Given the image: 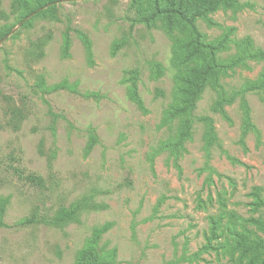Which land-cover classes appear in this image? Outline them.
Here are the masks:
<instances>
[{"label":"rangeland","instance_id":"374dc122","mask_svg":"<svg viewBox=\"0 0 264 264\" xmlns=\"http://www.w3.org/2000/svg\"><path fill=\"white\" fill-rule=\"evenodd\" d=\"M228 1L195 28L235 65L175 149V86L202 60L174 58L182 25L140 22L167 0L65 2L0 43V264H75L96 230L113 264H264V0ZM0 11L17 28L10 0ZM83 196L100 208L42 222Z\"/></svg>","mask_w":264,"mask_h":264},{"label":"trees","instance_id":"16d2710c","mask_svg":"<svg viewBox=\"0 0 264 264\" xmlns=\"http://www.w3.org/2000/svg\"><path fill=\"white\" fill-rule=\"evenodd\" d=\"M60 0H10L11 15H19V23L26 17L41 9L42 7L55 3ZM231 3L228 0H167L163 9L155 8L150 13H145L141 16L140 22L147 26L153 24L156 20L166 16V28H168L169 36H172L173 24L182 25L187 30L188 41L182 45L177 38L174 39L176 48H173V56L181 63H188L195 59H201L202 64L189 70L187 78L180 79L175 88L174 103L169 110V118H180V133L175 143H169L166 148H179L183 142L189 138L193 114L196 103L203 93L206 85L213 81L215 82L218 75L225 70L232 68L235 62L229 64H220L216 60V53L222 48V43L216 45H206L201 41V36L195 28L197 19L205 18L208 14L215 12L219 7H229ZM55 5L50 6L45 12L55 10ZM6 18V15L0 11V19ZM26 23V22H25ZM29 21L25 24L27 25ZM24 24V23H23ZM12 27L2 28L0 31V40L4 38ZM86 51L90 54V46L88 40L83 38ZM69 48V37H64V52ZM181 51L178 53V51ZM132 98L141 107V102L138 99L135 91H132ZM220 108V105H218ZM199 122L207 123L210 131V121L208 119H199ZM94 139V138H93ZM100 208L94 203L92 197L83 196L77 201L71 203L68 207H59L55 214L42 221L45 225L53 228H62L68 223L75 222L81 213L89 210ZM38 214H33L30 218L22 221L23 224L37 223ZM5 228V225L0 221V229ZM102 231L96 230L94 237L86 242L85 247L78 253L75 264H113L114 261H107L105 255L101 254L98 247V240ZM237 245H241V240L238 239Z\"/></svg>","mask_w":264,"mask_h":264},{"label":"water","instance_id":"95a60500","mask_svg":"<svg viewBox=\"0 0 264 264\" xmlns=\"http://www.w3.org/2000/svg\"><path fill=\"white\" fill-rule=\"evenodd\" d=\"M87 1H94V0H60V1H57L55 3L48 4V5L44 6V7H42L41 9L37 10L36 12L32 13L28 17H26L20 23H18L17 28L13 29L9 34H7L3 39H1L0 40V43L4 42L10 35H12L13 33H15V31L18 28H20L22 26V24L25 23L29 18H31L32 16L36 15L37 13H39L42 10L48 9L50 6L62 4V3H65V2H87Z\"/></svg>","mask_w":264,"mask_h":264}]
</instances>
